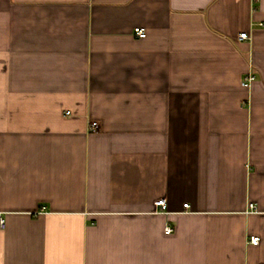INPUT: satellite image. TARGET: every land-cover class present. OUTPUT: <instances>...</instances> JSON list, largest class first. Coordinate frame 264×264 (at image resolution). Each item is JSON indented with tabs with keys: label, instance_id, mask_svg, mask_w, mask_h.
Instances as JSON below:
<instances>
[{
	"label": "crops",
	"instance_id": "crops-1",
	"mask_svg": "<svg viewBox=\"0 0 264 264\" xmlns=\"http://www.w3.org/2000/svg\"><path fill=\"white\" fill-rule=\"evenodd\" d=\"M0 215V264H264V0H0Z\"/></svg>",
	"mask_w": 264,
	"mask_h": 264
},
{
	"label": "built area",
	"instance_id": "built-area-1",
	"mask_svg": "<svg viewBox=\"0 0 264 264\" xmlns=\"http://www.w3.org/2000/svg\"><path fill=\"white\" fill-rule=\"evenodd\" d=\"M133 30H134V33L141 38L146 36V31L142 27H134ZM238 38L240 40H247L250 38V36L247 32L243 31V32L239 33ZM253 79H254L253 75L246 76L242 81V85H247L248 82L252 81ZM69 112L70 111H67V114H69ZM91 126L93 128H97L98 127L97 121H92ZM154 206H155V209H154L155 212H162V211H165L167 209L166 201L164 198L157 199L154 202ZM184 206H187V203H184ZM249 207L253 208L254 205L252 203H250ZM4 226H5V219L2 215H0V228H3ZM165 231H166V233H170L172 231V229L170 227H166ZM248 242L256 245L259 243V237L256 235H250Z\"/></svg>",
	"mask_w": 264,
	"mask_h": 264
}]
</instances>
